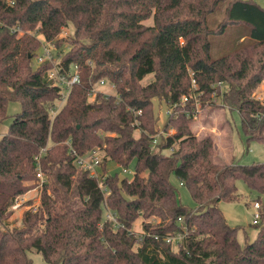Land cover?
I'll list each match as a JSON object with an SVG mask.
<instances>
[{
	"label": "trees",
	"instance_id": "16d2710c",
	"mask_svg": "<svg viewBox=\"0 0 264 264\" xmlns=\"http://www.w3.org/2000/svg\"><path fill=\"white\" fill-rule=\"evenodd\" d=\"M216 35L225 47L219 57ZM44 41L58 48V71L70 77L76 67L79 82L67 87L48 77L54 63L37 61ZM193 79L202 105L220 97L240 114L246 141L264 144V101L255 94L264 80V7L0 0V126L8 104L21 105L0 137V264H32L30 250L49 264H264V161L216 160L213 135L192 128ZM101 80L118 95L96 89ZM155 98L174 105L163 126ZM93 149L102 155L96 175L72 152ZM110 161L123 171L134 162L133 177L111 173ZM39 171L46 179L39 202L11 220ZM173 174L195 207L181 202ZM239 179L258 192L260 219L249 226L230 224L220 206L241 197Z\"/></svg>",
	"mask_w": 264,
	"mask_h": 264
},
{
	"label": "rangeland",
	"instance_id": "374dc122",
	"mask_svg": "<svg viewBox=\"0 0 264 264\" xmlns=\"http://www.w3.org/2000/svg\"><path fill=\"white\" fill-rule=\"evenodd\" d=\"M262 7H264V0H256ZM147 24L153 23V18L144 20ZM72 29L71 26L65 27L63 30V35L67 36L69 31ZM40 38H43L42 34L38 33ZM66 48V46H65ZM58 52V48L54 52ZM56 52V54H57ZM225 52V47L222 42L220 35L213 36V45H212V54L213 57H219ZM64 52L60 53L62 56ZM58 60V59H57ZM216 85V84H214ZM222 87L225 85L223 82ZM197 82L193 79L191 84L190 95L194 96L196 101V113L192 122L193 131L199 135L203 136L205 134H212L215 146V157L219 162H229L235 160L241 164H250L254 161H264V144L258 141H246L245 134L242 130L241 117L237 110H230L227 107L222 106L220 103V97L216 96L213 98L212 104L207 103L202 105L200 102L198 93ZM96 89H100L106 94H117L118 91L114 89V86L111 83H97L95 84ZM256 96L264 101V80L256 89ZM92 99V97H90ZM182 101H186L182 97ZM154 110L158 115V122L160 125H164L167 121V115L172 111L173 106L166 104L164 101H159L154 99ZM21 105L18 101H12L8 104L7 113L8 118L0 126V137L2 134L7 132L8 127L13 120V115L20 111ZM171 129L169 132H173ZM167 152H170L167 150ZM109 169L111 173L118 172L121 176H127L132 178L134 175V162L129 166L128 171L124 172L123 167L114 163L113 161L109 162ZM96 171L101 173V168L98 166ZM38 177V176H37ZM45 177V176H44ZM172 182L176 185L179 193V197L182 203L189 207H195L196 203L188 189L187 186L182 185L179 179L173 174L171 175ZM31 185V188L22 195L23 202L17 208L14 209V213L11 216V220L15 218H20L25 208L33 203H38L40 199V182L41 179H33V181H28ZM239 192L241 197L235 200H222L220 206L224 211V214L228 222L232 225H244L249 226L253 222V215L255 208L253 206V201L258 197V192L248 188L247 184L243 179L237 181ZM29 199H32V202L28 204ZM250 202V203H249ZM142 217H139L135 220L132 225V229L139 234L143 228L142 226ZM249 233L251 236L256 234L253 228H250ZM239 239L242 243L245 240V234L243 229H240L238 232ZM174 238V237H172ZM29 256L32 259V264H49L44 259L43 255L40 252L35 250L28 251Z\"/></svg>",
	"mask_w": 264,
	"mask_h": 264
},
{
	"label": "built area",
	"instance_id": "2783aa9c",
	"mask_svg": "<svg viewBox=\"0 0 264 264\" xmlns=\"http://www.w3.org/2000/svg\"><path fill=\"white\" fill-rule=\"evenodd\" d=\"M54 50H55V45L52 42L44 41L42 42V48L37 55L38 62L49 60L54 63V66L48 71V77L56 81L58 84L65 85L67 87L72 85L73 83L79 82V74L76 71V67L74 74H72L70 77H66L65 74L58 71V69L56 68V63L58 60L55 57ZM100 83L103 84L104 81L101 80ZM92 92L94 93V90ZM188 97H189L188 95H185L183 96V99L187 100ZM72 152L73 155L76 157L77 164L90 169L93 174L95 175L97 174L96 169L99 166L102 158L101 150L93 149L87 155H78L75 150H72ZM124 171H127V169H124ZM38 177L41 179V183L46 180L42 171L38 172ZM22 198L23 197L21 196L20 198L16 199V202L12 206L13 209L17 208L20 204L23 203L20 202ZM253 206L255 208V212L253 215V222L256 223L260 219V202L255 201ZM109 216L111 217L110 214ZM177 237L180 238L181 236L179 235ZM174 238L168 237L167 240L169 241L170 239H174Z\"/></svg>",
	"mask_w": 264,
	"mask_h": 264
}]
</instances>
